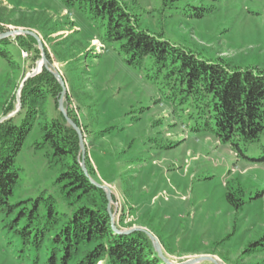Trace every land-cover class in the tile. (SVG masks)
Here are the masks:
<instances>
[{
  "label": "rangeland",
  "instance_id": "1",
  "mask_svg": "<svg viewBox=\"0 0 264 264\" xmlns=\"http://www.w3.org/2000/svg\"><path fill=\"white\" fill-rule=\"evenodd\" d=\"M120 1L138 16L139 29L203 59L264 69V0ZM16 29L41 39L50 70L63 78L64 105L84 136L91 178L111 189L115 221L123 217L124 230L151 232L175 264L201 257L221 264H264V248L250 246L264 239V131L251 143L236 137L237 147L221 142L201 92L151 58L140 66L129 64L119 43L103 41L102 27L59 0H0V35ZM0 40L18 62L10 70L0 57L3 123L23 112V88L46 67L33 36ZM39 64L40 72L23 85ZM53 76L58 94L45 101L47 119L60 117L63 90ZM42 124L33 126L17 157L20 181L11 201L45 191L56 199L59 212H68L56 183L59 168L50 149L39 147ZM82 156L80 147V165ZM3 226L0 222V264H44V257L34 262L33 252L19 253L18 239ZM157 263L164 264L161 258Z\"/></svg>",
  "mask_w": 264,
  "mask_h": 264
},
{
  "label": "trees",
  "instance_id": "2",
  "mask_svg": "<svg viewBox=\"0 0 264 264\" xmlns=\"http://www.w3.org/2000/svg\"><path fill=\"white\" fill-rule=\"evenodd\" d=\"M59 1L77 8L96 28L102 27L103 41L119 43L129 64L140 66L151 58L159 68L167 69L168 75L178 74L190 89L201 92L204 112L214 121L213 132L221 142L237 147L236 137L245 143L259 139L264 131V69L233 67L223 58L203 59L161 35L139 29L138 16L120 0ZM3 44L5 40H0V57L10 70L15 69L18 62L1 48ZM53 81V74L46 68L40 76L29 79L22 93L23 112L0 125L3 228L18 239L19 253H34L35 263L44 257V264H158L159 257L144 232L124 233L113 228L105 190L93 184L80 165V142L75 129L60 111V117L47 119L45 101L49 95L56 98L58 94ZM40 120L43 141L39 147L50 149L51 160L59 168L56 183L68 212H59L56 199L46 196L45 191L35 198L11 201L20 181L17 157ZM73 120L78 123L77 118ZM86 165L94 178L88 160ZM116 227L124 230L123 217L116 221ZM250 246L253 250L264 248V239Z\"/></svg>",
  "mask_w": 264,
  "mask_h": 264
},
{
  "label": "water",
  "instance_id": "3",
  "mask_svg": "<svg viewBox=\"0 0 264 264\" xmlns=\"http://www.w3.org/2000/svg\"><path fill=\"white\" fill-rule=\"evenodd\" d=\"M24 34H27V35H30V36H33L36 40H37V43L42 51V64L43 66H45L47 69L50 70V67H49V64H48V59L47 57L45 56V53H44V46H43V43L41 41V39L32 31L30 30H25V29H16V30H11V31H8L4 34H1L0 35V39L2 38H5V37H9V36H14V35H24ZM42 64H39L42 65ZM52 72V70H50ZM40 72V70H34L32 73H29L26 75V77L24 78L23 80V85L24 83L32 76H35L36 74H38ZM58 79V81L60 82L61 86H62V96L59 100V110L61 111V113L63 114V116L65 117V119L67 120V123L73 127L75 129V131L77 132L78 136H79V140H80V147H81V150L83 152V156H82V161H81V167H82V170L84 171L85 175L90 179V181L95 184L96 186H98L99 188L105 190L106 194H107V198H108V211H109V214L111 216V220H112V225H113V228L117 231V232H124V233H131V232H134V231H143L145 232L149 237L150 239H152L153 241V244H154V247H155V250L159 256V258H161L164 262V264H175L173 263L172 261H170L165 255H164V252L161 248V245L158 241V239L149 231L145 230V229H142V228H136V227H133V228H130V229H126V230H122V231H119L116 227V221H115V213L112 211V191L111 189L109 188V186L105 185V184H100V183H97L96 181H94L90 174H89V171L86 167V162H85V146H84V136L82 134V131L81 129L79 128V126L69 117L68 113H67V109L65 108V105H64V97H65V94H66V87H65V83L63 81V78L61 77V75L58 73V72H52ZM22 85V87H23ZM10 116H8L7 118H9ZM4 119V118H3ZM0 120V123L2 122V120ZM202 261H210L214 264H221L220 262H218L215 258L213 257H201V258H197V259H192V260H188L186 262H182V263H177V264H197V263H200Z\"/></svg>",
  "mask_w": 264,
  "mask_h": 264
},
{
  "label": "bare ground",
  "instance_id": "4",
  "mask_svg": "<svg viewBox=\"0 0 264 264\" xmlns=\"http://www.w3.org/2000/svg\"><path fill=\"white\" fill-rule=\"evenodd\" d=\"M40 68H41V66H39V67L37 68V70H40Z\"/></svg>",
  "mask_w": 264,
  "mask_h": 264
},
{
  "label": "crops",
  "instance_id": "5",
  "mask_svg": "<svg viewBox=\"0 0 264 264\" xmlns=\"http://www.w3.org/2000/svg\"><path fill=\"white\" fill-rule=\"evenodd\" d=\"M109 184V183H108Z\"/></svg>",
  "mask_w": 264,
  "mask_h": 264
}]
</instances>
